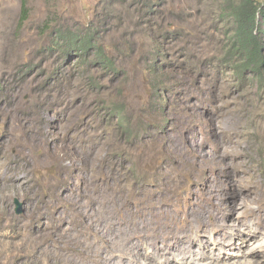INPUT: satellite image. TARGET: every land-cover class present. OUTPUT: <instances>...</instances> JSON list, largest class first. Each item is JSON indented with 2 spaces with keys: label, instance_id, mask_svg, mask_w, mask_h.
Returning a JSON list of instances; mask_svg holds the SVG:
<instances>
[{
  "label": "rangeland",
  "instance_id": "rangeland-1",
  "mask_svg": "<svg viewBox=\"0 0 264 264\" xmlns=\"http://www.w3.org/2000/svg\"><path fill=\"white\" fill-rule=\"evenodd\" d=\"M223 1L0 0V264H171L144 230L160 194L176 219L216 194L244 237L261 228L232 260L264 249V80L222 62ZM90 27L132 50L115 51L118 73L79 69L54 43ZM113 106L145 130L125 137ZM213 250L206 262L225 263Z\"/></svg>",
  "mask_w": 264,
  "mask_h": 264
},
{
  "label": "trees",
  "instance_id": "trees-1",
  "mask_svg": "<svg viewBox=\"0 0 264 264\" xmlns=\"http://www.w3.org/2000/svg\"><path fill=\"white\" fill-rule=\"evenodd\" d=\"M220 18L228 21L229 24V30L225 32L227 43L222 62L233 63V72L238 81L247 78L245 76L247 74L256 81H263L264 0H224L220 9ZM54 39L62 55L68 56L74 52L78 61L77 67L84 68L86 71L94 65L109 74H116L122 65L115 51L122 53L123 57L124 54L132 52L127 45L120 47L118 43L107 44L104 38L100 37L99 31L93 27L85 30L59 28L55 32ZM149 39L153 44L150 46L151 50L158 52L160 49L158 41ZM158 68L155 61L147 58L141 70L147 74H153L152 76L156 79ZM89 79L90 86H98V77L92 75ZM158 81L160 84L153 86L152 90L161 100L163 89L160 88L161 80ZM151 84L153 85V82ZM111 110L116 114L125 137H136L145 130L143 124L132 126L119 106H113Z\"/></svg>",
  "mask_w": 264,
  "mask_h": 264
},
{
  "label": "bare ground",
  "instance_id": "bare-ground-1",
  "mask_svg": "<svg viewBox=\"0 0 264 264\" xmlns=\"http://www.w3.org/2000/svg\"><path fill=\"white\" fill-rule=\"evenodd\" d=\"M173 144L171 143V145ZM172 193L173 191L171 190V197L174 196ZM196 199L188 200L190 210L185 213L183 218H179L180 220L174 217L175 215L172 211V207L176 204H172L166 199L165 195L160 194L154 202L150 201L146 204V206L154 208V210H150L151 218L148 220H153V222L157 223L156 227L152 228V231L144 229L148 231L146 236H150L149 238H151L152 248L157 251L162 250L169 253L168 259L171 261V264H176V262L178 264H210L209 261V263L206 261L209 256L210 259L215 257L214 248L218 251L217 257L219 262L222 260L225 262L223 264H239L238 260H232V256H236L237 253L230 250L234 248L240 249L243 246L251 244L261 228H259V226L253 228L254 232L244 237V225L239 223L238 219L234 220L233 218L230 219L233 220L232 223L227 222L225 218L228 217L232 211L219 206V199L216 194L207 193L204 199ZM169 205H171V212H169L170 209L168 210ZM225 207L227 206L225 205ZM183 211L184 210H182V212ZM252 214L257 216V213ZM142 225L145 226L144 223ZM222 228L227 230V232H219V229ZM214 229H217V231ZM208 234H211L213 237L211 239L212 246H210L209 236L207 237ZM195 243L199 244V250L195 251V249H193ZM262 245H264L263 241L259 243V247ZM210 248L211 251L208 252L207 250ZM257 248H248L249 250L243 249L242 254H246L243 261L246 264H260L264 259V249L259 251ZM258 260L260 262H258ZM167 264H169V262Z\"/></svg>",
  "mask_w": 264,
  "mask_h": 264
},
{
  "label": "water",
  "instance_id": "water-1",
  "mask_svg": "<svg viewBox=\"0 0 264 264\" xmlns=\"http://www.w3.org/2000/svg\"><path fill=\"white\" fill-rule=\"evenodd\" d=\"M14 204H15V212L19 213L22 211V207H21V202H19V200L17 198H15L14 200Z\"/></svg>",
  "mask_w": 264,
  "mask_h": 264
}]
</instances>
